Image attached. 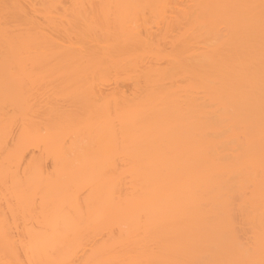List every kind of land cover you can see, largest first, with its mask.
Here are the masks:
<instances>
[{
	"label": "bare ground",
	"instance_id": "bare-ground-1",
	"mask_svg": "<svg viewBox=\"0 0 264 264\" xmlns=\"http://www.w3.org/2000/svg\"><path fill=\"white\" fill-rule=\"evenodd\" d=\"M0 264H264V0H0Z\"/></svg>",
	"mask_w": 264,
	"mask_h": 264
}]
</instances>
